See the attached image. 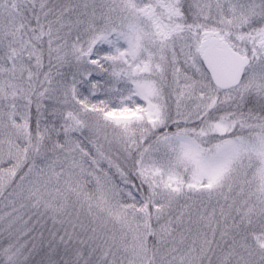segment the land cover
Listing matches in <instances>:
<instances>
[{"label": "snow or ice", "instance_id": "6c2138e0", "mask_svg": "<svg viewBox=\"0 0 264 264\" xmlns=\"http://www.w3.org/2000/svg\"><path fill=\"white\" fill-rule=\"evenodd\" d=\"M0 264H264V0H0Z\"/></svg>", "mask_w": 264, "mask_h": 264}]
</instances>
